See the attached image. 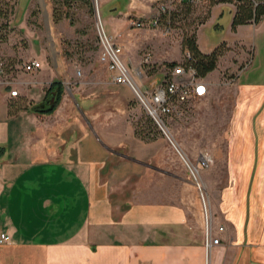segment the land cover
Instances as JSON below:
<instances>
[{
  "label": "crops",
  "instance_id": "1",
  "mask_svg": "<svg viewBox=\"0 0 264 264\" xmlns=\"http://www.w3.org/2000/svg\"><path fill=\"white\" fill-rule=\"evenodd\" d=\"M115 23L129 25L110 16ZM262 28L264 18L234 33L248 41ZM252 59L257 75L235 79L242 101L230 184L209 194V228L220 239L209 251L197 193L143 189L142 167L159 148L128 126L131 89L112 82L108 68L90 63L82 75L43 53L40 70L14 75L19 96L0 86V264H264V69ZM56 82L64 87L57 109L35 111Z\"/></svg>",
  "mask_w": 264,
  "mask_h": 264
},
{
  "label": "rangeland",
  "instance_id": "2",
  "mask_svg": "<svg viewBox=\"0 0 264 264\" xmlns=\"http://www.w3.org/2000/svg\"><path fill=\"white\" fill-rule=\"evenodd\" d=\"M163 1L171 0H0V61L22 64L47 53L50 63L53 58L55 62L75 64L82 75L92 72L89 64L94 62L101 64L98 72L107 71L108 67L100 61L98 24L102 21L108 35L123 48V59L136 84L145 92L172 78L173 68L184 64V40L195 35L198 40L199 36L205 52L221 44L223 55L217 70L204 79L211 84L209 94L184 106L181 114L164 118L165 131L151 118L133 90L125 93L128 126L148 134L154 140L143 141L157 142L159 148L157 159L142 167L143 189L197 193L208 223L215 207L209 194L226 190L230 184L227 162L234 137L231 129L242 101L235 79L259 72L250 69L252 52L253 62L257 66L261 62L259 69H264V28L250 40L240 41L235 36L238 27L232 29V34L229 31L234 16L229 6L208 11L182 6L178 0L171 7L174 15L152 27L151 19ZM58 15L62 20L56 23ZM110 16L129 25L124 28L118 23L108 24ZM138 19L146 22L144 26L133 25ZM240 121V126H245L247 119ZM203 157L210 160L206 168L199 165ZM195 168L197 179L192 173ZM208 171L211 176L206 177L204 173ZM171 175L175 176L174 181L167 179Z\"/></svg>",
  "mask_w": 264,
  "mask_h": 264
},
{
  "label": "built area",
  "instance_id": "3",
  "mask_svg": "<svg viewBox=\"0 0 264 264\" xmlns=\"http://www.w3.org/2000/svg\"><path fill=\"white\" fill-rule=\"evenodd\" d=\"M193 6H205L211 0H183ZM241 0H233L232 2L222 3L219 5H227L236 10L238 2ZM254 4H258V1ZM264 1V0H263ZM171 7V1L168 3H161L156 8V15L151 19L150 25L152 27L158 26L161 17ZM98 24V38L100 43V61L108 67L111 73L112 81L116 84L126 85L134 91L136 96L144 105L146 111L151 118L163 129L165 124L164 118L179 115L183 112L182 108L189 105L190 102L207 96L210 92V85L196 75V71L184 64L177 65L173 68L172 78H168L161 85L157 86L152 91H142L136 84L131 72L129 71L124 59L123 48L116 43L102 23ZM146 22L143 20H136L133 22L135 27H142ZM186 58H190V54L186 53ZM42 68L41 62L31 60L22 64H8L0 61V86L5 88H12L10 91L11 97L19 96V90L16 89L17 80L16 74L25 73L33 74ZM80 74V72H79ZM165 131V130H164ZM210 160L203 157L199 161V165L203 168L208 167ZM198 170H192L196 178ZM197 179V178H196ZM205 200L204 195L202 196ZM206 232V248L208 251L214 245H218L220 239L214 238L209 228V222ZM223 231L224 228H220ZM6 242V237L0 234V246Z\"/></svg>",
  "mask_w": 264,
  "mask_h": 264
},
{
  "label": "trees",
  "instance_id": "4",
  "mask_svg": "<svg viewBox=\"0 0 264 264\" xmlns=\"http://www.w3.org/2000/svg\"><path fill=\"white\" fill-rule=\"evenodd\" d=\"M175 0H171V7ZM179 4L182 6H188L189 8H202L205 10H211L214 6H217L222 3L232 2L233 0H211L209 4L205 6H193L190 3L178 0ZM258 1V4H254L253 0H241L238 2L236 10L234 12L233 21H232V29H236L240 25H246L251 22L258 23L261 19L264 18V1L263 0H255ZM170 2V1H169ZM161 3H165L164 1ZM160 3V4H161ZM167 10L161 17L159 25H161L165 20L167 21V17L173 16L172 9ZM175 17V16H174ZM171 19V18H170ZM62 20V16H56L55 22L58 23ZM221 45V44H220ZM220 45L214 49L209 54H206L201 51L199 48L197 36H193L191 39H186L183 42V48L186 50V53L190 54V58L185 59L184 65L189 68H193L196 71V75L201 78L205 79L209 74L214 72L217 67L220 58L222 57L223 53L220 50ZM55 88V90H54ZM50 95L43 104H46V109L41 110L39 106H35L34 110L40 113H53L57 107L59 106L63 94H64V87L61 83H54ZM136 135L140 137L142 140L145 141H152L154 139H149V135H145L143 131H138L137 129ZM149 139V140H148Z\"/></svg>",
  "mask_w": 264,
  "mask_h": 264
},
{
  "label": "water",
  "instance_id": "5",
  "mask_svg": "<svg viewBox=\"0 0 264 264\" xmlns=\"http://www.w3.org/2000/svg\"><path fill=\"white\" fill-rule=\"evenodd\" d=\"M39 107H40L41 110H45L46 109V104H40Z\"/></svg>",
  "mask_w": 264,
  "mask_h": 264
},
{
  "label": "bare ground",
  "instance_id": "6",
  "mask_svg": "<svg viewBox=\"0 0 264 264\" xmlns=\"http://www.w3.org/2000/svg\"><path fill=\"white\" fill-rule=\"evenodd\" d=\"M219 6V5H218ZM224 83V82H223ZM220 226V225H219Z\"/></svg>",
  "mask_w": 264,
  "mask_h": 264
}]
</instances>
